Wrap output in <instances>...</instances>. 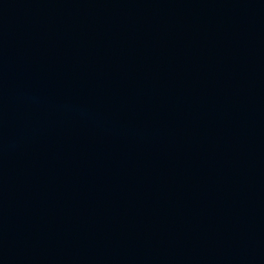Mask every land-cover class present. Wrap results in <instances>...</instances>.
Masks as SVG:
<instances>
[{"label":"water","instance_id":"95a60500","mask_svg":"<svg viewBox=\"0 0 264 264\" xmlns=\"http://www.w3.org/2000/svg\"><path fill=\"white\" fill-rule=\"evenodd\" d=\"M0 264H264V0H0Z\"/></svg>","mask_w":264,"mask_h":264}]
</instances>
